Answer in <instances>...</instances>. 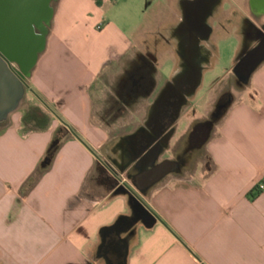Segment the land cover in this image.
<instances>
[{"label": "crops", "instance_id": "obj_1", "mask_svg": "<svg viewBox=\"0 0 264 264\" xmlns=\"http://www.w3.org/2000/svg\"><path fill=\"white\" fill-rule=\"evenodd\" d=\"M98 1L56 0L44 49L26 80L29 90L0 122V264H264V193L256 190L264 180V61L247 85L223 92L230 99L221 103L195 164L170 170L145 194L128 179L124 188L152 212V225L134 212L129 194H116L122 187L84 192L99 161L121 176L127 170L111 158L125 137L110 144V130L95 112L99 77L106 69L112 77L131 60L128 53L151 35V24L170 30L180 21L181 0ZM220 1L217 14L237 9L249 16L248 0ZM165 10L172 17L167 26L159 19ZM153 104L142 124L148 131ZM30 107L47 117L45 124L24 125ZM182 111L169 127L171 157L162 160L164 150L157 163L171 162L186 142L188 132L173 141ZM56 139L50 165L32 183ZM202 155L207 164L197 161Z\"/></svg>", "mask_w": 264, "mask_h": 264}, {"label": "water", "instance_id": "obj_2", "mask_svg": "<svg viewBox=\"0 0 264 264\" xmlns=\"http://www.w3.org/2000/svg\"><path fill=\"white\" fill-rule=\"evenodd\" d=\"M55 1L0 0V122L6 121L12 113L18 110L26 91L29 90L26 80L29 78L39 54L44 49L54 14L52 3ZM252 4L260 7L264 13V0H252ZM193 61L196 63L191 59L185 63V66L187 63L194 65ZM263 61L264 39L249 53L239 54L233 68V75L241 85H247L252 73ZM12 63L18 67L19 73L11 68ZM204 68V61H202V65L197 63L191 71L185 67V70L176 73L172 80L166 84L155 100L149 113V124H146V127L149 128L154 122L157 126L156 132L150 133L145 127H141L134 134L122 139V145L128 148V152L132 156L124 167L139 163L138 161L142 157L149 159L147 165L141 164L139 167L141 174L133 182L141 194H145L151 186L169 173L170 170H166V168L160 172L154 171L161 165H156L157 158L166 150L173 134V129L169 130L163 140V145H160L161 137L167 131V128L161 124V120L170 111H172L169 116L171 122L177 120L186 101L195 95ZM183 85L188 87L183 89ZM177 98L176 103L172 101ZM163 164V166L170 165L171 162ZM149 168L152 170H148ZM142 181H146V183L143 184ZM119 193L129 194L132 209L146 226L155 222V216L139 196L124 187L116 191V194Z\"/></svg>", "mask_w": 264, "mask_h": 264}, {"label": "rangeland", "instance_id": "obj_3", "mask_svg": "<svg viewBox=\"0 0 264 264\" xmlns=\"http://www.w3.org/2000/svg\"><path fill=\"white\" fill-rule=\"evenodd\" d=\"M55 3L56 1L52 3L53 9ZM243 8L246 14L250 15L247 1ZM225 9H229V6H226ZM114 10L117 16H122L123 10L120 7L113 9V12ZM233 10L228 15L217 14L210 22L213 28V34L210 42L202 45L205 68L202 72L201 82L189 105L183 109L182 115L176 124L174 142L186 132H190L193 126L192 123L195 120H199L197 122H200L201 119L212 116V114L209 115L211 107L214 106L215 108V104L221 100L223 92L234 91L238 87L233 75V68L236 57L241 51L243 44L241 27L245 18L240 10ZM159 19L164 20L165 26L172 21L171 14L167 10L159 14ZM263 21L264 17L261 19V22ZM149 27L150 29L148 30L151 32V35L147 38L139 39L140 45L134 43L132 50L128 53V58L133 59L138 55L145 56L146 53L153 55L156 59V73L154 75L155 88L153 91L147 97L139 96L130 101L128 105H122L117 90L123 71L128 66L129 60L121 62L114 69L113 72L117 76L113 74L112 77H107L108 70L106 69L94 87L93 93L96 101L95 112L98 119L110 130V144L122 136L127 137L134 134L143 126L142 124L149 107L157 98L159 91L164 87L165 83L171 79L177 64H181L178 49L165 46L164 40L158 36L160 31L164 37L169 36L167 34V28L157 30L152 24ZM215 84L218 85L214 87ZM111 146L107 147V152H110ZM170 157V152L166 150L161 156V159H169ZM199 160L205 164L208 163L204 155L202 157L199 156L197 161ZM120 178V182L125 181L127 185H131L126 175H122ZM120 182L116 183V185L114 184V187H121ZM98 187L104 188L107 185L99 184L98 173L94 170L87 179L84 192L89 196H97L99 195Z\"/></svg>", "mask_w": 264, "mask_h": 264}, {"label": "flooded vegetation", "instance_id": "obj_4", "mask_svg": "<svg viewBox=\"0 0 264 264\" xmlns=\"http://www.w3.org/2000/svg\"><path fill=\"white\" fill-rule=\"evenodd\" d=\"M220 3V0H181L180 21L175 28L170 30L167 29V34L169 36H160V38L164 40L165 46L177 48L179 51L178 55L181 64H177L174 70L175 74L185 70V67L191 71L193 67L195 68L197 63L202 65L204 56L202 45L208 44V42H210L211 35L213 33L210 22L217 15L218 5H220ZM248 7L250 15L243 20L241 27V38L243 44L239 54L242 55L249 53L251 50L257 47L262 39H264V21L261 22L262 17H264V13L261 11L260 7L252 4V0H248ZM191 59L195 60L196 63L193 61L194 65L187 63L185 66V63ZM155 61L156 59L150 53H146L145 56L138 55L135 58L129 60L128 66L123 71L121 82L117 90L122 105H128L130 101L136 99V97L139 96L147 97L153 91L155 88ZM14 71L19 73L18 67ZM236 82L237 86L241 85L237 79ZM187 87V85H183V89H186ZM192 98L186 101V104L183 106L182 110L189 105ZM172 101L176 103L178 98L173 99ZM171 113L172 111L168 112L162 117L161 120V124L167 128V131L161 137V146L164 143L163 140L166 134H168L170 130L169 127L171 124V119L169 116ZM212 122L213 116H209L203 121L195 122V124L192 126V129L186 136L187 138L184 146L180 152H178V154H175L172 157L171 164L163 166V163L165 162L157 163L156 161V165H161L158 168H155L154 171L157 170L160 172L166 168V170H171L173 174H177L184 168L192 165L195 157L202 150L204 139L212 126ZM156 130L157 126L154 122H152L149 131L150 133H154ZM117 148H120L124 151L125 158L118 157L116 151ZM112 152V156H114L111 157L112 162L116 164L119 169H122V167L126 165L132 157L128 152V148L122 145L121 142L114 146V150ZM148 161V158L142 157L138 161L139 163H135L132 166L127 167V179L132 181L138 179L141 174L139 167L141 164L147 165ZM105 165L111 170V175L116 185V183L121 181V174L113 171L108 164ZM148 170L152 169L149 168Z\"/></svg>", "mask_w": 264, "mask_h": 264}, {"label": "trees", "instance_id": "obj_5", "mask_svg": "<svg viewBox=\"0 0 264 264\" xmlns=\"http://www.w3.org/2000/svg\"><path fill=\"white\" fill-rule=\"evenodd\" d=\"M98 4L100 3V0L97 2ZM152 82H153V78H152ZM240 85H238L239 87ZM230 99V97L228 96L227 93H223L221 96V100L218 102H216L215 104V108L212 112V116H213V120H217L220 117V106L221 103L224 102V100ZM47 120V117L45 115H42L37 109L34 108H29L23 117V123L24 125H29L33 122L35 123H39V124H45ZM64 129L66 131H69L70 133H72L75 137H77L75 135V133L66 125H64ZM58 145H59V141L58 139L54 140L52 142V144L49 146L46 155L44 157V159L42 160L39 168L37 169L36 173L34 174V176L32 177V183H34L37 179V177L48 168V166L50 165L57 149H58ZM95 170L98 173L99 176V183L100 184H105L107 186H112L115 184V181L111 175V170L108 169V167L105 165L104 162L99 161L96 165Z\"/></svg>", "mask_w": 264, "mask_h": 264}, {"label": "built area", "instance_id": "obj_6", "mask_svg": "<svg viewBox=\"0 0 264 264\" xmlns=\"http://www.w3.org/2000/svg\"><path fill=\"white\" fill-rule=\"evenodd\" d=\"M10 66H11V68H12L13 70H15V69L17 68V66H16L15 64H13V63H12ZM120 186H121V187H126L127 184L125 183V181H122V182H120ZM256 190H257V192H259V193H264V180L261 181V182H259V183L257 184V186H256Z\"/></svg>", "mask_w": 264, "mask_h": 264}]
</instances>
